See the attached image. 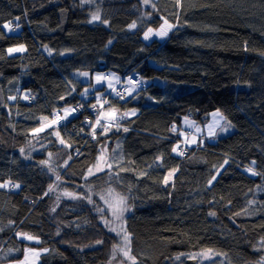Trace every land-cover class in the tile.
Wrapping results in <instances>:
<instances>
[{
    "label": "trees",
    "instance_id": "trees-1",
    "mask_svg": "<svg viewBox=\"0 0 264 264\" xmlns=\"http://www.w3.org/2000/svg\"><path fill=\"white\" fill-rule=\"evenodd\" d=\"M154 4L155 9L141 0L94 6L81 0H0V183L20 185L0 188V254L22 248L3 264L22 257L26 246L49 249L40 264H108L120 238L87 200L97 202L93 193L107 188L127 197L126 228L139 264H176L177 256L207 249L224 256L223 264H260L264 0H181L179 9L176 0ZM97 10L107 24L90 22ZM158 13L173 21L174 30L164 42L147 45L142 34L159 24ZM9 22L13 31L3 27ZM21 45L25 52H8ZM98 73L111 86L96 89ZM112 73L120 77L112 81ZM128 76L144 87L127 89L121 99L117 90ZM86 86L93 91L83 95ZM79 102L85 107L75 117L72 106ZM88 106H96L102 119L91 136L84 123ZM64 109L70 110L58 127L67 144L64 155L51 164L45 152L28 157L39 147L33 142L53 138L51 127L35 134L42 120L52 122ZM113 109L111 117L104 115ZM217 110L235 131L214 143L201 138L184 144V118L205 123ZM178 143L186 154L173 152ZM117 146L121 160L87 177L103 148L114 153ZM55 175L64 189L86 198L58 201L49 191ZM118 259L116 254L114 263Z\"/></svg>",
    "mask_w": 264,
    "mask_h": 264
},
{
    "label": "rangeland",
    "instance_id": "rangeland-1",
    "mask_svg": "<svg viewBox=\"0 0 264 264\" xmlns=\"http://www.w3.org/2000/svg\"><path fill=\"white\" fill-rule=\"evenodd\" d=\"M81 1L83 3L89 5V6H94V5H96L98 2H100L102 0H81ZM155 2H157V0H152V3H155ZM94 14H91V20H92V16ZM157 16H159L161 18L159 24L156 25V26L155 25L148 26L146 28V30L143 32V34H142V40L147 45H150V44L154 43L155 41H158V42H161V43L164 42L165 40H167L169 38L170 34L174 30V27H173L168 32V35L165 38H163V39H161L158 36L152 35L150 39L145 40L144 39V33L149 28H152L154 30H158L161 27V25L164 23V20L165 19L170 24L174 25L173 21H171L167 17H163L162 14H159L158 13ZM94 22H97V21H94ZM131 29H133V28H131ZM17 47H19V46H17ZM17 47H12V48H17ZM23 52H25V51H23ZM16 53H22V52H13L11 54H16ZM111 76H112V78H116V77L119 78L120 77V76H118L115 73H112ZM84 80L87 81L86 76H84ZM126 85H127L128 91H132L134 89V86H135L131 82H127ZM84 89H87V92L84 91V94L83 95H85V94H87L89 92L90 87L89 86H86ZM216 112L222 113L223 116L225 117V114L222 111H220V110H217V111L212 112L209 115L208 120L205 123H200L199 121H196L195 118H192V117H185L184 120H183V123H182V127H181V129L179 131V135H180L182 141H184V144H187L188 145V143H189V144H191V146L192 145H196V144L199 143V140L201 138L203 140L206 138L209 142L214 143V142L217 141V139L219 137L228 136V135L232 134L235 131V126L227 118H226V120H221L219 116H215L214 117L213 116V113H216ZM216 121H219V125H217ZM42 122H44V124L41 127H39L38 129L43 128V130L42 131H39V132H35V134H39L40 132H43V131H45V130H47V129H49L51 127L52 128L51 133H52L53 138H51L48 141L47 140L43 141V139H39V140L33 142V145L32 146H34L35 144H38L39 147L36 146L35 148H32L29 151V154H28L29 156L28 157H30L32 154L37 153V152H40V153H44L45 152V154L49 158V164H51L52 162H55L54 161V158L55 157H57L60 154L64 155L65 152H63V151H66L67 144L61 143V139L62 138L60 137V134H59V136L56 135V132H58V127L61 126L58 121L55 124H53V123L50 122L49 119H43ZM54 125H55V128H54ZM209 125H212V128L211 129L209 128ZM225 127H227V131H224L223 130ZM197 129H199V131ZM188 132H193L194 133V136H192V137L189 136ZM213 133H214V135H213ZM193 137L196 138V142L195 143H191ZM185 138H187V140H185ZM33 140L34 139H31V141H33ZM55 141L57 143H55ZM178 144L181 145V143H178ZM51 145H52V147H54V145L56 146L55 147L56 153H53V152L50 151ZM101 156L104 157L103 160H99V158ZM99 158H98L97 162L90 167V168H93L94 174L89 176L88 173H87V177H91V176H94V175H98V174H100V173H102L104 171H107L109 169L107 167V164L110 163L113 166L118 161H120L121 158H122V153H121L120 147L117 146V148L114 151V153H111L109 151V149L103 148V150H102L101 155L99 156ZM98 161L100 163L101 168L103 169L102 171H96V169L94 167L95 165H97ZM170 179H171V177H168V180H170ZM6 183H8V182H6ZM62 185H63V180L61 178L59 180L55 179V182L52 185L53 190L51 192H53L56 195L57 200L58 201L60 199L75 200V199H72V198L64 195L65 192H69V191L67 189H64V187ZM109 189H112V188H107L103 192H100V193H95V194L93 193V195L98 199L97 202H93V205L94 206H97V207H104L105 208V214H102L101 212L98 211L99 214H101V215H107V217L109 219H111L110 213H108V210H107L106 205L104 204V201L100 199V196L101 195L107 196V193H108V190ZM115 193H119L120 195H122L118 191H115ZM130 211L125 214V218L128 215V213H130ZM99 219H100L101 223L104 225L102 216L100 217V215H99ZM104 227L109 230V228L106 227L105 225H104ZM113 227H115V225H113ZM33 240H28V241H33ZM119 242H120V239H119ZM9 249L10 250H5L3 253L0 254V264H3L4 263L3 262L4 259H8L12 255L13 256H16L18 254H21V252H22V248L21 249L20 248H14V249L13 248H9ZM28 249L34 250V252L39 253V255L38 256L34 255L33 252H29ZM45 249H47V251H44ZM48 251H49L48 248L26 246L25 249H24V255L22 257H15V259L9 261L8 264H21V262L24 261L25 256L28 257V261L25 262V264H40L41 261H42V259H43V257L48 253ZM200 253H197V254H188V255H181V256H179V259L176 258L174 262L176 264H185V261H187L189 259L188 258L189 256H196V258H195V259H197V263L196 264H207V263L212 262V261H219L220 264H223L225 262L224 256H222V255H215L214 252H213L214 255H213V258L212 259H203L202 257H200V255H199ZM118 255L121 257V259H123L122 256L119 253H117V256ZM120 261L121 260L118 259L114 263V258H113V255H112V257H111L110 261L108 262V264H120ZM125 264H130V262L125 261Z\"/></svg>",
    "mask_w": 264,
    "mask_h": 264
},
{
    "label": "snow or ice",
    "instance_id": "snow-or-ice-1",
    "mask_svg": "<svg viewBox=\"0 0 264 264\" xmlns=\"http://www.w3.org/2000/svg\"><path fill=\"white\" fill-rule=\"evenodd\" d=\"M143 3L145 5H151L152 8L155 9L156 5L154 3H152V0H143ZM176 7L177 9H179L181 7V0H176ZM179 16V13H177V18ZM17 20L19 19V17L16 18ZM94 21H101V16L99 14V11H97L93 16H92V21L90 22H94ZM102 23L107 24L108 21L104 20L101 21ZM3 27L5 29H8L9 31H13V28L11 27V22L6 23L3 25ZM18 27V25H17ZM131 28H135L136 24L133 23L132 25H130ZM174 27V25L170 24L166 19L164 20V23L161 25V27L158 30H154L152 28H149L145 33H144V39L148 40L151 38L152 35L158 36L161 39L165 38L168 35V32ZM109 43H111V41H109ZM26 51V49L24 48V46H19L17 48H9L8 52L11 54L13 52H23ZM81 75L83 76H88V73H81ZM97 83L101 82L104 77L97 75L95 77ZM130 82L134 83V81ZM111 86V85H109ZM85 92H87V89H85ZM129 94L131 95V92H129ZM118 96H120L121 99H123L124 97L120 94L117 93ZM10 99H15V97H10ZM106 103V101H105ZM70 110L69 109H64V112L67 114ZM115 111V109H113L112 111L105 113L104 115H107L109 117L112 116V113ZM125 115H129L128 113H125ZM130 115H135V112L133 111L132 113H130ZM213 116H219L221 120H226V117L223 116L222 113L216 112L213 113ZM46 119V118H45ZM60 119L59 116L56 117V119H54L51 123H56L58 120ZM217 125H219V121H216ZM230 123V122H229ZM97 124H100V120H97ZM117 127H119V125H117ZM209 128H212V125H209ZM43 128L40 129H36V132L42 131ZM104 130L107 131V126H104ZM199 131V129H197ZM224 131H227V127H225L223 129ZM124 131H128L127 128L124 129ZM173 131H175V128H173ZM56 135L59 136V133L56 132ZM214 135V133H213ZM185 140H187V138H185ZM196 142V138L193 137L191 143H195ZM61 143H64V141L61 139ZM180 149V145L177 144L176 147L173 148V152H177L178 155H183L184 152L183 151H178ZM23 151V149L21 150ZM104 157L101 156L99 158V160H103ZM45 164H47V161L43 162ZM255 162H253L254 164ZM96 171H102L103 169L100 166V163L98 161L97 165L94 166ZM107 167L110 169L112 167V164H107ZM176 171V169L170 171L168 173V176L171 177L172 175H174V172ZM248 172H250L252 175H257L258 173L255 172L252 168L247 169ZM93 168H89L88 169V175H93ZM219 173L217 172V175ZM215 175L212 177V180H215ZM56 179L59 180L60 177L59 175L56 176ZM85 179H87V177H85ZM212 180L209 181V183L211 184ZM165 183H167V178L164 181ZM12 186L14 188H19L20 185L19 184H12L11 181H9L8 183H0V188H8L9 186ZM53 187L50 186L49 187V191H52ZM45 195H47V193H45ZM64 195L72 198V199H84L86 197L83 196H77L74 193L71 192H65ZM100 199L104 201V204L107 207L108 213H110L111 219H109L107 217V215H102V219H103V223L106 227L109 228V231H112L114 233H116V235L120 238V242L114 246L113 249V258H116V254L119 253L123 259H121L120 264H125V261L130 262V264H139V261L137 259V257L135 255L132 254V246H131V234L127 231L126 228V220H125V214L127 212H129L131 210L129 204H128V200L127 197L120 195L119 193H115V191L113 189H109L107 196L105 195H101ZM88 203H93L92 199L90 197H87ZM98 211L101 212L102 214H105V208L104 207H98ZM210 215H215V213H210ZM113 225H115V227H113ZM19 236H21L24 239L27 240H33L36 239L35 237H32L26 233H18ZM97 243H101V241H97ZM262 244H264V241L261 242ZM29 252H33L34 255L38 256L39 253L34 252V250L32 249H28ZM44 251H47V249H45ZM200 257H202L203 259H212L213 258V250L212 249H207L204 252H201ZM215 255H219V253H215ZM177 259H179V256L176 257ZM189 259H195L196 256H189ZM28 261V257L25 256L24 261L21 262V264H25V262ZM260 264H264V257L261 258Z\"/></svg>",
    "mask_w": 264,
    "mask_h": 264
},
{
    "label": "built area",
    "instance_id": "built-area-1",
    "mask_svg": "<svg viewBox=\"0 0 264 264\" xmlns=\"http://www.w3.org/2000/svg\"><path fill=\"white\" fill-rule=\"evenodd\" d=\"M101 62H103L101 60ZM126 80L130 82L134 81V83H132L135 86L138 87H144V83L141 82L138 78H136L135 76H128L126 77ZM127 85H123L122 87H119L117 92L120 93L123 97L127 96ZM32 98L29 99V102H32ZM91 98L86 99V101H90ZM85 105L81 104V102H79L77 105L72 106L73 109V115L75 117L79 116L82 114L83 110H84ZM56 116H59L60 119L58 120L59 124L62 125L63 123H65L68 120V117L66 115V113L63 110H57L56 112ZM88 115L85 117L84 123L87 127L90 128V130L88 131V135L91 136L94 132V130H96V127L100 126L102 124V119L100 118L99 114L97 113V107L96 106H88ZM100 120V124H97V120ZM95 140V139H94ZM184 154H186V152H184Z\"/></svg>",
    "mask_w": 264,
    "mask_h": 264
},
{
    "label": "crops",
    "instance_id": "crops-1",
    "mask_svg": "<svg viewBox=\"0 0 264 264\" xmlns=\"http://www.w3.org/2000/svg\"><path fill=\"white\" fill-rule=\"evenodd\" d=\"M98 75L103 77V75H101L100 73H98ZM95 77H96V76H95ZM95 77H94V80H95V84H94V85H95L96 89H99V88H101L102 86L107 88V86L111 85V83H112L111 81H105L104 79H103L101 82L97 83ZM111 77H112V76H111ZM117 78H118V77H116V78H112V81L117 80ZM87 81H88V80H87ZM90 89H91V88H90ZM90 89H89V92H90V91H93L92 89H91V90H90ZM83 91H85V89H84Z\"/></svg>",
    "mask_w": 264,
    "mask_h": 264
},
{
    "label": "water",
    "instance_id": "water-1",
    "mask_svg": "<svg viewBox=\"0 0 264 264\" xmlns=\"http://www.w3.org/2000/svg\"><path fill=\"white\" fill-rule=\"evenodd\" d=\"M143 2V0H141ZM67 100H62L60 102V104H65ZM197 263V259H193V260H189L188 264H196Z\"/></svg>",
    "mask_w": 264,
    "mask_h": 264
}]
</instances>
